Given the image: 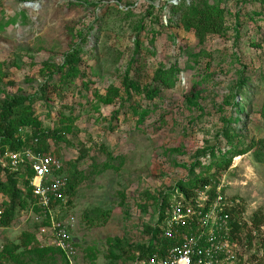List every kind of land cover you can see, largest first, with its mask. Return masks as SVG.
I'll list each match as a JSON object with an SVG mask.
<instances>
[{
	"label": "rangeland",
	"instance_id": "374dc122",
	"mask_svg": "<svg viewBox=\"0 0 264 264\" xmlns=\"http://www.w3.org/2000/svg\"><path fill=\"white\" fill-rule=\"evenodd\" d=\"M190 1L218 7L219 32L185 30L189 0H0V114L23 99L60 131L45 148L73 182L46 215L19 199L0 226V264H131L160 195L199 178L241 201L251 229L238 264H264V224L251 221L264 216V0ZM72 51L80 71L69 74ZM158 71L166 85L149 101ZM51 218L73 219L65 249Z\"/></svg>",
	"mask_w": 264,
	"mask_h": 264
},
{
	"label": "built area",
	"instance_id": "2783aa9c",
	"mask_svg": "<svg viewBox=\"0 0 264 264\" xmlns=\"http://www.w3.org/2000/svg\"><path fill=\"white\" fill-rule=\"evenodd\" d=\"M33 142L36 144L37 139ZM0 170L7 174H23L26 170L32 173L27 185L31 200L43 215L67 198L65 164L48 149L44 152L0 148ZM209 190V186L196 189L188 199L181 197L167 203L157 243L150 249L147 245L144 253L136 252L131 264H238L245 236H237L235 228L245 231L251 229V224L241 218L239 199L227 197L220 187L213 195ZM3 214L0 203V224ZM72 227V218L62 222L51 218L50 237L56 247L65 249Z\"/></svg>",
	"mask_w": 264,
	"mask_h": 264
},
{
	"label": "trees",
	"instance_id": "16d2710c",
	"mask_svg": "<svg viewBox=\"0 0 264 264\" xmlns=\"http://www.w3.org/2000/svg\"><path fill=\"white\" fill-rule=\"evenodd\" d=\"M187 2V1H186ZM192 1L189 0L187 5H185L182 9V12H184L183 17L181 18V22L183 26L185 27V30H189L190 28H194L197 32H199V28L202 30H205L207 27H209L210 31L219 32V23H214L211 20V16L215 14V10H218V7L213 6H205L204 8L197 7L196 5H192ZM199 36V35H198ZM78 59L74 51L71 53H67L65 57L63 58V62L61 65V68H66L68 70L69 74L78 73L79 67H78ZM162 74L160 71H158L154 78V84L150 85L148 88L144 90V94L146 99L149 101L154 100L157 98L161 92L160 87L158 84H160V81L163 82ZM127 81V79H126ZM164 83V82H163ZM165 84V83H164ZM128 87H133L130 83H127ZM162 85V84H161ZM166 85V84H165ZM165 85H162L163 88H165ZM239 85L236 86L238 88ZM137 88V87H136ZM22 108V109H20ZM32 112L29 109V105L26 104V101H23V99H12L11 101H7L3 104L2 112L0 114V148L1 150L9 149L11 151H17L24 149H32L34 151H46L45 148V142L48 138L52 139L55 143L56 140L58 141L60 131L58 130H47L40 127L32 117ZM31 127V128H27ZM20 128H26L22 130H19ZM29 131V132H28ZM29 133V134H28ZM224 134H226V130H224ZM28 135V136H27ZM37 139V143L34 144L33 140ZM212 157L215 156V151H211ZM244 152L239 153L238 155H243ZM226 166L228 165L225 164ZM66 166V165H65ZM225 166V167H226ZM206 171L209 170V168L205 169ZM66 173H67V183H68V189H67V196H69L72 187V175H70L69 170L66 167ZM0 176H3L6 180L5 185H2L0 183V195L4 196V194L9 198L7 209L5 210V213L3 214L2 221L0 226L8 225L11 221V219L14 216L16 204L19 202V199L23 197L24 195H29L31 198L30 189L28 188V181L32 177V173L29 170H26L25 173H16V174H7L0 170ZM21 179L23 183V190L19 189L17 186V180L19 181ZM209 186L207 179H196L192 182H187L185 184L176 186V188L169 190V192H166L164 194L160 195V201L158 205V214H157V222L156 226L153 229H147L146 235L149 236L148 241V248H151V245L154 243H157L158 236L160 235V223L163 218V210L166 203V200L169 199L170 195H174V199H188L189 197L193 196L194 190L196 189H204V187ZM210 194L213 195L215 191H212L210 188ZM210 195V196H211ZM232 199H236L235 197H231ZM2 207V203H1ZM252 223L253 226L256 228L258 225L264 224V216H258V214H254L252 217ZM235 225V223H233ZM235 231L237 232V236L239 234H244L245 231H240V229L235 228ZM242 238V237H241ZM146 245V246H147ZM141 246L139 248H136L139 253H144L145 247Z\"/></svg>",
	"mask_w": 264,
	"mask_h": 264
}]
</instances>
